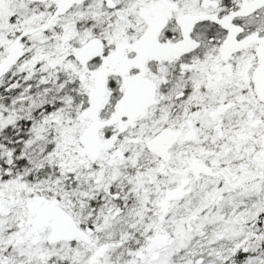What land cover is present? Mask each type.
Segmentation results:
<instances>
[{
  "label": "snow or ice",
  "instance_id": "1",
  "mask_svg": "<svg viewBox=\"0 0 264 264\" xmlns=\"http://www.w3.org/2000/svg\"><path fill=\"white\" fill-rule=\"evenodd\" d=\"M0 264H264V0H0Z\"/></svg>",
  "mask_w": 264,
  "mask_h": 264
}]
</instances>
